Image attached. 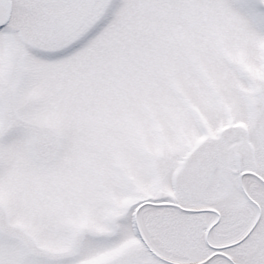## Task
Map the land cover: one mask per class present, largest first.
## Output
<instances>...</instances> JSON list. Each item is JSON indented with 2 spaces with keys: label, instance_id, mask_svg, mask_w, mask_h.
I'll return each instance as SVG.
<instances>
[{
  "label": "snow or ice",
  "instance_id": "1",
  "mask_svg": "<svg viewBox=\"0 0 264 264\" xmlns=\"http://www.w3.org/2000/svg\"><path fill=\"white\" fill-rule=\"evenodd\" d=\"M0 264H264V0H0Z\"/></svg>",
  "mask_w": 264,
  "mask_h": 264
}]
</instances>
